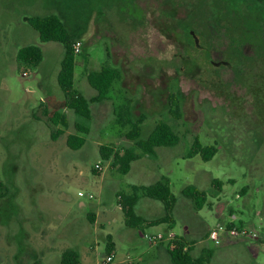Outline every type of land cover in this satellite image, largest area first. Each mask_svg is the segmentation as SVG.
<instances>
[{
	"label": "rangeland",
	"instance_id": "374dc122",
	"mask_svg": "<svg viewBox=\"0 0 264 264\" xmlns=\"http://www.w3.org/2000/svg\"><path fill=\"white\" fill-rule=\"evenodd\" d=\"M34 16H56L76 36L73 93L90 100L87 76L117 72L107 99L89 105V121L64 107V50L24 26ZM263 20L264 0H0V264H61L65 251L104 264L107 234L117 244L112 264H171L167 242L152 248L154 239L125 225L124 210L165 215L143 190L157 182L174 196L164 233L174 228L170 241L195 262L264 264ZM28 44L42 49L36 68L12 57ZM136 122L139 139L162 122L178 144L142 153L126 138ZM69 135L83 139L80 148L67 146ZM195 139L216 148L211 160L189 158ZM102 146L138 159L120 174ZM188 186L205 194L200 210L182 195ZM186 225L190 240L178 235ZM150 228L142 234L153 236Z\"/></svg>",
	"mask_w": 264,
	"mask_h": 264
},
{
	"label": "trees",
	"instance_id": "16d2710c",
	"mask_svg": "<svg viewBox=\"0 0 264 264\" xmlns=\"http://www.w3.org/2000/svg\"><path fill=\"white\" fill-rule=\"evenodd\" d=\"M26 22L38 34L41 43L56 42L62 45L64 57L60 65L57 81L65 96L64 107L72 111L78 119L89 121V105L92 103H101L107 99L112 84L118 78L117 72L108 68H102L99 72H91L87 76L90 87L96 92V96L90 100L73 93L71 89L75 62L74 45L76 43V36L70 34L66 30L64 23L56 16L31 17L27 18ZM16 58L19 64H27L32 68H36L42 61V51L37 46L29 45L19 49ZM50 119L57 125L60 124L64 128L67 127L65 118L60 116L59 113H54V115L50 116ZM77 129L82 130L81 132L84 134L88 133L86 127L78 126ZM139 137L140 122H136L132 124L131 130L126 135V138L134 141L137 148L148 156H155L156 148L174 147L179 141L178 136L171 128L162 122L154 127L146 140H141ZM66 143L71 150H77L83 144V139L76 135H69ZM215 152L216 148L212 146L202 147L200 142L195 139L189 152V158L199 155L204 162H207L211 160ZM100 154L105 161L111 159L112 164L117 167L120 174H127L130 170L131 163L138 159L137 155L131 150H125L123 154L113 153L111 149H107L104 146L100 148ZM212 183L218 190L221 189L222 184L219 180L215 179ZM143 190L148 198L157 200L163 204L165 215L155 220H145L123 209L124 215L127 217L125 225L129 228H135L142 225L152 227L168 223V212L171 209V201H174V196L171 194L167 184L165 182H157L148 187H143ZM182 195L194 202L197 210H200L206 202L205 194L199 192L194 186L186 187L182 191ZM127 198L129 199L130 197ZM172 245V249H166L171 264H200V262L197 263L191 258L187 250L184 251V245L177 242H172ZM111 250L112 245H107V253H110ZM77 258L78 254L75 251H65L61 255L60 263L78 264Z\"/></svg>",
	"mask_w": 264,
	"mask_h": 264
},
{
	"label": "crops",
	"instance_id": "0c3cea01",
	"mask_svg": "<svg viewBox=\"0 0 264 264\" xmlns=\"http://www.w3.org/2000/svg\"><path fill=\"white\" fill-rule=\"evenodd\" d=\"M34 17H36V16H34ZM24 18H31V17H24ZM21 21H22V23H24V26H29L28 24H27V22L26 21H24V19H23V17L21 18ZM26 24V25H25ZM30 27V26H29ZM31 28V27H30ZM32 29V28H31ZM33 32H35V31H33ZM35 34L37 35V37H38V34L35 32ZM38 40H39V37H38ZM40 42V41H39ZM47 44V43H46ZM26 46H29V44L28 45H26ZM26 46H24V47H26ZM23 48V47H22ZM40 48V47H39ZM19 49H21V48H18V49H14L13 50V52L11 53L12 54V57L15 59V61H17L18 62V60H17V58H16V54H17V52H18V50ZM41 49V48H40ZM41 51H42V49H41ZM43 54V53H42ZM63 100V99H62ZM48 108V107H47ZM84 207H82V209H83ZM149 226H144V225H142V226H140V227H135V228H130V229H132L133 231H134V233H137V234H139V236L140 237H145V238H147L149 241L150 240H152V239H154L155 241L154 242H150V244H151V247L152 248H156L157 249V247H155L158 243H160L161 241L163 242H167L166 244L168 245L167 247H166V249L167 248H169V249H172L173 247L171 246L172 245V242L170 241V236H174L173 234H175V231H174V228H170V229H168L167 230V232L166 233H164L165 231V228H167L166 227V224L165 225H161L160 224V226H156V227H154V226H152L153 228H155L157 231L154 233V235L153 236H148V235H145V234H142L143 232H144V230H142L141 228H148ZM153 228H150V229H153ZM189 227L186 225V226H182L181 227V233L180 234H178L177 232V234L181 237V238H183V239H187V240H190L191 239V237H192V235H193V229L192 228H189ZM107 235H109L110 237H111V240H112V250H111V252L109 253V255H111L112 256V261L114 260V257H115V255H116V246H117V244H116V242L114 241V238H113V236L111 235V234H107ZM121 236V241L122 242H124V241H126L127 240V238L128 237H124V236H122V234L120 235ZM158 236H160L161 238L160 239H157V237ZM129 241H130V239H129ZM169 241H170V243H169ZM154 246V247H153ZM166 252V251H165ZM77 253V252H76ZM80 253V252H79ZM167 253V252H166ZM144 255L145 254H141V255H139V256H137V257H135L134 258V260L136 261V262H141V261H143L144 259ZM168 255V254H167ZM85 254L82 256V255H80L79 254V258H80V262L78 263V264H86V261H85ZM149 256V255H148ZM159 256H160V252H156V254L154 255V259H158L159 258ZM134 260H132V261H134ZM170 260V259H169ZM113 263V262H112ZM111 263V264H112ZM134 262H132L131 264H133ZM171 263V262H170Z\"/></svg>",
	"mask_w": 264,
	"mask_h": 264
},
{
	"label": "built area",
	"instance_id": "2783aa9c",
	"mask_svg": "<svg viewBox=\"0 0 264 264\" xmlns=\"http://www.w3.org/2000/svg\"><path fill=\"white\" fill-rule=\"evenodd\" d=\"M74 51L75 52H78V45L74 48ZM23 75L24 76H26V73H23ZM219 230H223L221 227L219 228ZM215 234H216V231H213L211 234H210V238L212 239V238H214V236H215ZM229 234H231V235H238V232L235 230V229H233L231 232H229ZM161 237L160 236H158L157 237V239H160ZM170 240H172L173 239V236H170V238H169ZM172 247H173V245H171ZM104 264H111L112 263V256L111 255H107L105 258H104V262H103Z\"/></svg>",
	"mask_w": 264,
	"mask_h": 264
}]
</instances>
